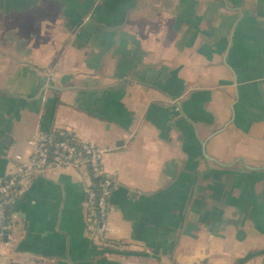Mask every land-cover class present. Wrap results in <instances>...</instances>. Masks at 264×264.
Instances as JSON below:
<instances>
[{
    "label": "crops",
    "instance_id": "1",
    "mask_svg": "<svg viewBox=\"0 0 264 264\" xmlns=\"http://www.w3.org/2000/svg\"><path fill=\"white\" fill-rule=\"evenodd\" d=\"M109 151L23 181L0 264H264V0H0V181L40 134Z\"/></svg>",
    "mask_w": 264,
    "mask_h": 264
},
{
    "label": "built area",
    "instance_id": "2",
    "mask_svg": "<svg viewBox=\"0 0 264 264\" xmlns=\"http://www.w3.org/2000/svg\"><path fill=\"white\" fill-rule=\"evenodd\" d=\"M64 131L57 135L40 134L31 141L34 151L18 175L0 181V230L9 228L11 209L23 193V181L54 169L86 168L92 183L88 188V207L95 214V222L104 225L110 214V200L115 178L104 169V158L110 150L87 141L67 138Z\"/></svg>",
    "mask_w": 264,
    "mask_h": 264
},
{
    "label": "trees",
    "instance_id": "3",
    "mask_svg": "<svg viewBox=\"0 0 264 264\" xmlns=\"http://www.w3.org/2000/svg\"><path fill=\"white\" fill-rule=\"evenodd\" d=\"M59 134V133H58ZM58 134H55V135H57L58 136ZM67 138H69V139H72L69 135L67 136ZM73 140V139H72Z\"/></svg>",
    "mask_w": 264,
    "mask_h": 264
}]
</instances>
